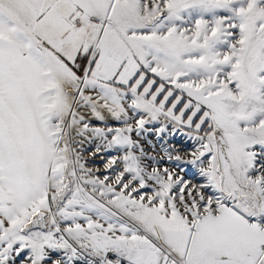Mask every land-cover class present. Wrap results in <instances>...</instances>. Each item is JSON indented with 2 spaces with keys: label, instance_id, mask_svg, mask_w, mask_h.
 <instances>
[{
  "label": "snow or ice",
  "instance_id": "6c2138e0",
  "mask_svg": "<svg viewBox=\"0 0 264 264\" xmlns=\"http://www.w3.org/2000/svg\"><path fill=\"white\" fill-rule=\"evenodd\" d=\"M0 264H264V0H0Z\"/></svg>",
  "mask_w": 264,
  "mask_h": 264
}]
</instances>
